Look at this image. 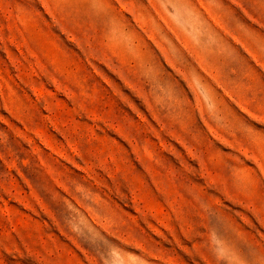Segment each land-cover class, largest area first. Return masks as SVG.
I'll use <instances>...</instances> for the list:
<instances>
[{
  "label": "rangeland",
  "instance_id": "1",
  "mask_svg": "<svg viewBox=\"0 0 264 264\" xmlns=\"http://www.w3.org/2000/svg\"><path fill=\"white\" fill-rule=\"evenodd\" d=\"M0 264H264V0H0Z\"/></svg>",
  "mask_w": 264,
  "mask_h": 264
}]
</instances>
